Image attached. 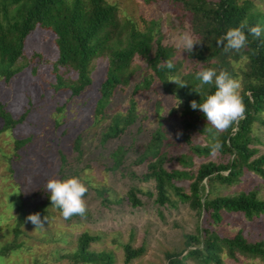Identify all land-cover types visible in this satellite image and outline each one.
I'll return each instance as SVG.
<instances>
[{
    "label": "rangeland",
    "instance_id": "1",
    "mask_svg": "<svg viewBox=\"0 0 264 264\" xmlns=\"http://www.w3.org/2000/svg\"><path fill=\"white\" fill-rule=\"evenodd\" d=\"M107 1L116 5L117 16L129 21L127 25L132 24L144 30L154 21L152 43L158 36L163 44L171 45L174 49L172 60L177 65L175 71L169 74V79L184 83L190 81V75H196L202 68L213 67L217 72L222 69L215 57L199 61L190 58L186 51L178 47L177 36L181 32L187 31L197 39L189 24V13L178 1ZM251 1L257 11L264 13V0ZM22 50L21 57L16 61L19 70L7 81L0 75V101L12 116L28 108L20 123L11 129L0 130V243L13 237L11 228L18 191L23 192L29 204L40 202L43 198L39 193L40 188H46L50 177L58 176V148L65 154L67 176H79L88 187L84 197L87 211L83 216L75 215L65 219L60 210L47 207L46 213L40 216L44 226L35 228L33 223L22 224V231L17 237L21 242L20 247L0 256V264H67L71 262L68 254L75 247L76 236L82 231L98 234V238L90 242L89 247L94 250H110L114 264H121L122 244L125 242L133 247L140 244L144 246L143 252L128 264H166L165 251L178 252L183 249V235L193 233L196 226L203 224V215L197 216L171 189L170 204L160 206L153 201V195L139 194L141 204L130 205L125 198V191L130 185L135 184L152 191L154 189L152 179H136L130 176L129 171L140 174L145 170L146 160L137 162L136 158L157 125L163 131L164 167L182 168L173 158L180 153H188L181 134L177 135L183 130L180 120L183 117L190 120L188 132L191 141L203 144V134L199 132L202 119L184 114L186 107L183 99L164 92L155 78L148 87L134 91V83L151 72L140 55L133 56L127 70L128 82L117 85L107 110L93 117L98 83L104 77L107 64L105 54L91 61V85L81 94L69 98L67 90H55L52 87L55 81L53 62L57 56L54 33L48 28L35 26L25 37ZM33 53H38L40 58H34ZM227 59L235 71L233 77L241 84L237 65L241 66L242 60L234 62L229 57ZM57 71L64 77L73 79L76 76L75 71L66 66H58ZM131 96L135 99L136 117L120 135L101 141L100 131L107 123L108 116L117 110L123 112ZM180 100L182 103L176 107ZM251 126L253 145L258 148V152H262L264 125L254 121ZM77 134L81 136L80 154L76 153L71 144ZM15 135L30 137L20 148L19 158L13 156ZM117 145H122L126 152L120 167L112 169L109 153ZM226 157L219 152L194 155L189 170L194 172L207 159L223 161ZM188 182V179L182 178L174 180L184 191L187 190ZM99 187L106 188L108 200L101 199L96 190ZM250 189L264 198V175L245 170L234 184L214 182L209 196ZM218 229L226 234L240 229L248 240L260 239L264 237V214L248 219L240 212H223ZM222 257V264H262L257 257ZM185 264L195 263L186 260Z\"/></svg>",
    "mask_w": 264,
    "mask_h": 264
},
{
    "label": "trees",
    "instance_id": "2",
    "mask_svg": "<svg viewBox=\"0 0 264 264\" xmlns=\"http://www.w3.org/2000/svg\"><path fill=\"white\" fill-rule=\"evenodd\" d=\"M189 13V24L193 33L200 40L191 53L190 58L208 60L215 57L218 65L226 69L232 76L235 71L229 65L227 57L237 65L241 76L240 95L246 107L245 118L234 125L235 131L217 133L199 110L190 106L192 100L200 102L201 93L214 92L213 85H202L196 75H190V81L174 83L169 80V74L176 69L177 63L172 60L174 49L171 45L163 44L157 36L153 40V26L139 30L129 21L121 20L116 13V5L107 0H0V75L9 80L18 70L16 61L22 55L23 41L36 26L48 28L54 33V44L57 56L53 62L55 90L65 89L69 98L81 94L92 83L90 65L93 58L106 55L107 64L104 77L98 83V95L95 99L93 117H98L107 110L113 93L120 83L128 82V68L135 54L146 61L151 70L134 83V91L148 87L155 78L164 92L174 94L183 99L186 115H196L202 119L199 132L203 134V144L193 143L189 137L191 122L183 117L180 125L183 128L181 136L187 145L188 153H180L173 158L182 168H165L162 150L163 131L157 126L149 134L148 141L139 152L136 161H145V170L136 174L129 171L130 176L139 180H153V191L142 189L132 184L125 191V198L132 206L140 205L139 194L154 196L153 201L162 206L170 204L169 190L182 201L186 202L197 216L203 215L204 223L196 226L193 233L183 235L184 247L180 251H165L166 264H185L186 260L195 264H222L223 257L236 258L257 257L264 264V237L248 240L240 229L231 234L219 231L223 212H240L245 218L264 214V198L259 197L255 190H240L230 194H214L209 196V190L214 182L230 185L236 183L245 170L264 175V151L258 152L253 145L252 123L257 121L264 125V32L259 39L248 35L247 46L239 52L225 53L217 40L230 27H237L246 22L248 27L260 25L264 29V13L254 8L251 0H176ZM130 24V23H129ZM247 34V27L244 29ZM34 58H40L33 53ZM171 60L172 69L158 67ZM58 66H66L76 73L75 78L62 76L57 71ZM189 76V75H186ZM184 84L183 86H180ZM158 107V106H157ZM28 108L12 116L8 108L0 101V130L11 129L20 123ZM135 99L128 98L126 109L114 111L108 116V121L100 131V140L120 135L125 127L136 117ZM211 129V130H209ZM213 136L222 147L218 151L227 155L223 161L207 159L200 163L194 172L189 170L192 157L204 156L211 152L209 147ZM30 139L29 136L13 138V156L19 158L20 148ZM77 154L81 153V136L77 134L71 141ZM59 164L56 178H66V158L58 148ZM126 150L117 145L109 153L110 168H119ZM188 179L187 190L174 183L175 179ZM103 201L108 200L105 187L96 188ZM43 197L40 202L29 204L21 190L18 191L17 202L14 206L12 223L13 237L0 243V256L20 247L17 239L21 233V225L31 223L26 217L31 213H46V208L52 206L50 194L46 188L39 191ZM54 207V206H52ZM56 208V207H55ZM58 209V208H57ZM59 210V209H58ZM98 234L82 231L76 236L74 249L68 254L71 262L67 264H114V256L110 250H94L90 242L96 240ZM144 250L142 244L133 247L129 242L122 244L123 257L121 264L139 256Z\"/></svg>",
    "mask_w": 264,
    "mask_h": 264
},
{
    "label": "clouds",
    "instance_id": "3",
    "mask_svg": "<svg viewBox=\"0 0 264 264\" xmlns=\"http://www.w3.org/2000/svg\"><path fill=\"white\" fill-rule=\"evenodd\" d=\"M247 27V34L244 29ZM264 32L260 25L248 27L246 22H242L237 27H230L223 36L217 40V45L223 48L225 53L230 51L239 52L248 44V35L253 39H259ZM200 40L193 38L191 33L184 31L177 36V44L183 51L191 53L194 46ZM159 68L172 69L174 64L168 60L164 64L158 65ZM196 79L202 85H213L214 92L201 93L199 89L195 91L201 96L200 102L192 100L190 106L193 110L199 109L217 133L232 129L234 125L245 118L246 107L240 95L241 84L238 79L234 78L226 69H217L213 67L202 68L196 73ZM168 81L178 83L177 80L169 79ZM181 84L180 86H183ZM182 101L176 105L178 107ZM211 130V129H209ZM181 133H177L180 135ZM211 152L217 153L221 147V142L213 136L209 144ZM46 190L50 194L51 205L60 210L65 219H70L75 215L83 216L87 211L85 194L88 191L86 183L75 175H69L67 178L50 177L46 183ZM26 219L35 225V228H42L44 223L39 213H31ZM45 220L46 217L44 218Z\"/></svg>",
    "mask_w": 264,
    "mask_h": 264
}]
</instances>
